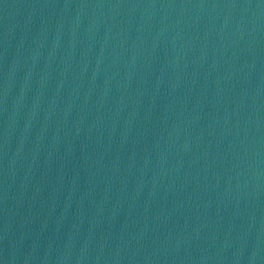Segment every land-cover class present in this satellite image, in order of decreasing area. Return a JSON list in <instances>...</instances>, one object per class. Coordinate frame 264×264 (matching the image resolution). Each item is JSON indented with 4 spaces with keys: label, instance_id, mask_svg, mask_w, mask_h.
<instances>
[{
    "label": "water",
    "instance_id": "1",
    "mask_svg": "<svg viewBox=\"0 0 264 264\" xmlns=\"http://www.w3.org/2000/svg\"><path fill=\"white\" fill-rule=\"evenodd\" d=\"M0 264H264V0H0Z\"/></svg>",
    "mask_w": 264,
    "mask_h": 264
}]
</instances>
